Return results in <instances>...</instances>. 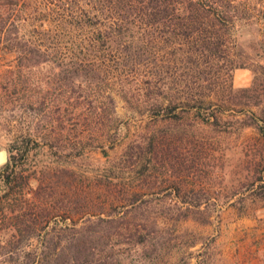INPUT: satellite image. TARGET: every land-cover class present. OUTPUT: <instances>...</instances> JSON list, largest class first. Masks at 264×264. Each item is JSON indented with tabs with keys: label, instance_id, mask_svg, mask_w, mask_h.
Wrapping results in <instances>:
<instances>
[{
	"label": "rangeland",
	"instance_id": "obj_1",
	"mask_svg": "<svg viewBox=\"0 0 264 264\" xmlns=\"http://www.w3.org/2000/svg\"><path fill=\"white\" fill-rule=\"evenodd\" d=\"M54 1L5 0L15 9L0 37V148L10 156L8 169L0 164V202H51L82 222L94 204L132 202L137 190L141 206L128 218L158 230L148 245L123 241L124 263L264 264V24L244 30L247 62L229 80L230 63L205 78L163 44H140L141 63L108 71L53 55L28 60L27 39L39 41L44 27L52 51L76 38L63 33L74 26L60 22ZM148 75L151 88L138 89ZM200 94L213 102L168 105ZM11 170L24 181L4 188Z\"/></svg>",
	"mask_w": 264,
	"mask_h": 264
},
{
	"label": "trees",
	"instance_id": "obj_2",
	"mask_svg": "<svg viewBox=\"0 0 264 264\" xmlns=\"http://www.w3.org/2000/svg\"><path fill=\"white\" fill-rule=\"evenodd\" d=\"M54 2L60 10V22L65 25L70 22L74 26L63 31L76 36L73 44L66 49L59 46L58 50L52 51L51 44L46 42L52 31L44 27L37 32L41 34L39 41L30 34L23 56L38 62L50 59L51 55L92 62L93 70L108 71L114 63L139 64L146 53L140 44H163L172 49L170 54L174 58L185 59L205 78L213 66L221 62L230 63L227 70L229 80L232 70L247 62L248 53L241 41L244 30L253 24L260 29L264 24V0ZM14 7L11 9L5 0H0V37L14 14ZM258 39L264 49V36ZM80 69L77 67L75 71ZM153 77L143 78V85L138 89L151 88ZM228 86L233 91L231 82ZM239 90L246 93L250 86ZM108 97L112 104L115 103L113 93L109 92ZM210 97L212 94L170 98L168 105L212 103ZM106 133L107 138L112 137ZM136 146L135 143L130 146V157H133ZM3 167L8 169L10 161ZM109 167L115 171L116 165L113 163ZM22 177L21 170H11L2 185L4 188L15 187L22 184ZM20 192L22 199L26 194L25 187ZM132 195V202H115L119 197H113L112 202L102 206L94 204L82 222L74 218L72 208H58L51 202H0V223L9 220L8 225L0 228V256L9 264H126L123 262L122 242L148 245L158 230L146 221L128 218V213L141 206L135 202L139 200L140 193L136 190ZM199 204L193 206L196 208ZM193 206L189 204L186 209L191 210ZM183 212L188 215L187 211ZM123 234H128V237L123 239Z\"/></svg>",
	"mask_w": 264,
	"mask_h": 264
},
{
	"label": "water",
	"instance_id": "obj_3",
	"mask_svg": "<svg viewBox=\"0 0 264 264\" xmlns=\"http://www.w3.org/2000/svg\"><path fill=\"white\" fill-rule=\"evenodd\" d=\"M9 151L6 147L0 148V164H5L9 161Z\"/></svg>",
	"mask_w": 264,
	"mask_h": 264
}]
</instances>
